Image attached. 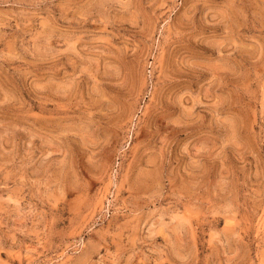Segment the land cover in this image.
<instances>
[{"label": "rangeland", "instance_id": "obj_1", "mask_svg": "<svg viewBox=\"0 0 264 264\" xmlns=\"http://www.w3.org/2000/svg\"><path fill=\"white\" fill-rule=\"evenodd\" d=\"M0 264H264V0H0Z\"/></svg>", "mask_w": 264, "mask_h": 264}]
</instances>
